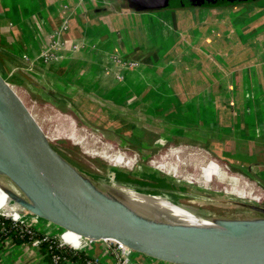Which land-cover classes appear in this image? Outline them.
I'll use <instances>...</instances> for the list:
<instances>
[{"label": "crops", "instance_id": "0c3cea01", "mask_svg": "<svg viewBox=\"0 0 264 264\" xmlns=\"http://www.w3.org/2000/svg\"><path fill=\"white\" fill-rule=\"evenodd\" d=\"M65 19L64 46L53 60L35 65L56 90L69 85L114 105L131 100L136 106L138 96L145 98L147 117L198 130L211 148L228 143L221 153L238 165L259 166L264 180V1L135 10L124 0H0V52L26 65L42 59L49 34ZM111 76L112 82L103 81ZM61 237L84 245L99 264H117L101 240L85 242L69 230ZM122 255L165 264L145 263L126 249ZM0 258L4 264H52L34 241L7 244Z\"/></svg>", "mask_w": 264, "mask_h": 264}, {"label": "rangeland", "instance_id": "374dc122", "mask_svg": "<svg viewBox=\"0 0 264 264\" xmlns=\"http://www.w3.org/2000/svg\"><path fill=\"white\" fill-rule=\"evenodd\" d=\"M61 46L64 44L56 46L52 51L47 50L46 53H54L55 49H60ZM41 57L42 59L38 58L26 65L10 57V53L0 52V72L17 94L19 93L26 106H29L30 112L42 125L41 128L46 133L48 141L68 164H72V167L86 174L102 177L112 174L118 179H130L135 174V177L132 176L134 181L159 182L176 191L190 192L200 196L199 199L213 203V206L224 209L228 207L226 210L230 212L227 213L229 215L225 213L221 217H264V213L254 208V206L264 207V180L259 177V166L247 167L242 163H239V166L235 159L222 154L220 149L229 147L228 143L224 145L216 143L218 147L211 148L207 146L208 140H204L205 135L196 133L198 130L190 132L179 124L163 123L156 116L150 119L144 113L146 99H140L139 96L137 98L139 103L136 106L131 100L127 105H122L121 102L114 105L113 100H111L113 102L105 101L97 94L82 95L80 88L72 89L69 85H65L68 87L67 91L60 92L55 89L51 79L44 76L35 66L44 65L43 61L53 60L56 58V53L52 56L53 58L49 55L44 58L42 54ZM108 78L110 77L103 81L112 82V76L109 80ZM114 78L117 79L116 76ZM145 80L142 79L148 87L149 81L145 82ZM96 88H98L97 92L108 94L103 89L106 87L97 86ZM141 91L136 92L141 93ZM8 178L0 172V184L4 187H7ZM3 205L13 208L9 212L25 213L27 216L23 215L25 217L23 222L36 223L35 227L46 229L47 232L54 233L56 239L62 240L60 236L64 231L62 227L39 216L28 215L30 211L15 201L0 198L1 210L5 209ZM0 214L6 215L4 212ZM6 216L20 221L11 215ZM133 254L136 258L143 257L145 263L147 260H154L137 251H133Z\"/></svg>", "mask_w": 264, "mask_h": 264}, {"label": "water", "instance_id": "95a60500", "mask_svg": "<svg viewBox=\"0 0 264 264\" xmlns=\"http://www.w3.org/2000/svg\"><path fill=\"white\" fill-rule=\"evenodd\" d=\"M135 10L256 0H124ZM2 186L26 210L91 240L111 238L165 264H264V217H213L223 229L157 221L131 212L68 164L0 72ZM261 213L264 207L254 206Z\"/></svg>", "mask_w": 264, "mask_h": 264}, {"label": "bare ground", "instance_id": "6f19581e", "mask_svg": "<svg viewBox=\"0 0 264 264\" xmlns=\"http://www.w3.org/2000/svg\"><path fill=\"white\" fill-rule=\"evenodd\" d=\"M22 91H24V90H22ZM31 104H33V103H31ZM46 107H48V105ZM41 108H42V106H41ZM53 109H55V108H53ZM44 112H45V110H44ZM39 114H41V112ZM58 115H60V114H58ZM51 117H52V115H51ZM37 119H39V118L37 117ZM70 119H72V118H70ZM56 120H58V118ZM42 123H44V122H42ZM40 126H42V125H40ZM44 126H46V125H44ZM58 127H60V126H58ZM66 127H69V126H66ZM72 129H73V127H72ZM62 130H63V127H62ZM58 131H59V129H58ZM93 133H94V131H93ZM73 134H75V133H73ZM71 140H72V138H71ZM125 159H126V155H125ZM117 160H120V159H117ZM80 162H82V161H80ZM81 173L83 175L87 176L90 180H92L93 183L96 185V187H98V189H100L101 191L108 192L109 194L113 195L115 198L120 200L131 212H133L134 214L139 215L141 217H145V218H149V219H153V220H157V221L169 222V223L206 226V227H215V228L223 229V227L221 225H219V223L217 221H215L213 219V217H221L225 213H226V215H229L227 213H230L228 210H226V209H228V207L224 209V208H220L217 206H213L214 205L213 203L199 199L200 196L190 194V192L176 191L174 189L168 188L167 185H163L159 182H153V181H146L145 182L142 180L141 181H134L133 178L136 176L135 174L132 175V176H134L133 178H132V176L130 177V179H131L130 180V179H124V178L118 179L117 177H115V175H112V174L109 176H106V177H102V176H98V175L86 174L85 172H81ZM6 185L9 189L13 190L14 192H17V193L20 192L18 187L9 178L6 180ZM153 188H157V189H153ZM163 194H165V195H163ZM164 196H166V197L168 196V198H166ZM0 198L7 199L10 201H14L2 186H0ZM5 207L8 209H13L9 205H5ZM0 212H4V213H6V215H11L12 217H14L16 219H18L20 217H24L23 215H26L25 213H22V212H18V213L11 212L10 213V212H7V211L1 210V209H0ZM28 215H31L32 217L36 216L31 211L29 212ZM226 217L234 218V216H226Z\"/></svg>", "mask_w": 264, "mask_h": 264}, {"label": "trees", "instance_id": "16d2710c", "mask_svg": "<svg viewBox=\"0 0 264 264\" xmlns=\"http://www.w3.org/2000/svg\"><path fill=\"white\" fill-rule=\"evenodd\" d=\"M203 6V5H202ZM54 233H49L33 224L13 220L12 218L0 214V248L7 244L28 243L39 239L40 248L45 254V258L52 264H66L68 260H81L87 262L92 257L83 249H75L68 245H58V239ZM44 237H47L44 239ZM59 255V260L55 261L53 256Z\"/></svg>", "mask_w": 264, "mask_h": 264}, {"label": "built area", "instance_id": "2783aa9c", "mask_svg": "<svg viewBox=\"0 0 264 264\" xmlns=\"http://www.w3.org/2000/svg\"><path fill=\"white\" fill-rule=\"evenodd\" d=\"M67 27H68V20L65 19L63 21V23H62V26H61L60 30H54L52 32V34L50 35L51 37H50V41H49V42H52V43H50V44L48 43L47 46L42 51V55H43L44 58H47L48 55L50 56V58H53L52 56L54 55L55 52L53 51L54 53L47 54L46 51L47 50H51L52 51L56 46L64 44V39L62 37V35H63L62 31L66 30ZM73 47H76V44H73ZM20 221L23 222L22 220H20ZM62 233H61V235H62ZM46 238L47 237H44V239H46ZM61 239L62 240H58V245H68V246H70L72 248H75V249H82L84 247V245H82L80 247H75V246L71 245L70 243L66 242L65 240H63L62 237H61ZM85 239H86L85 242L91 240V239H87V238H85ZM98 240H101L104 243V245L106 246V248L109 249L115 255V257L117 258V260H116L117 264H140V262L138 260H135V259L132 260L129 257L122 255V249L123 250L126 249V250H129V251H132V250L126 248L120 242H118V241H116L114 239H111V238L98 239ZM39 241H40L39 239H35L34 243L38 244ZM53 258H54L55 261H58L59 260V255H54ZM86 263L87 264H99L100 262H99V258L98 257H93L92 256V258L87 260ZM0 264H4L1 258H0Z\"/></svg>", "mask_w": 264, "mask_h": 264}]
</instances>
